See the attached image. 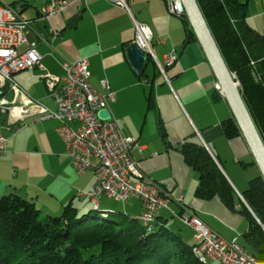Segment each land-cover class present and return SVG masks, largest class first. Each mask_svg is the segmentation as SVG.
Here are the masks:
<instances>
[{"label": "crops", "instance_id": "crops-1", "mask_svg": "<svg viewBox=\"0 0 264 264\" xmlns=\"http://www.w3.org/2000/svg\"><path fill=\"white\" fill-rule=\"evenodd\" d=\"M50 1L0 0L19 6V17L29 22L27 43H35L42 57L41 67L13 75L25 96L20 92L15 96L12 91L1 96L21 108L22 117L14 124L18 128L14 133L1 132L6 144L0 154V196L16 194L34 203L38 211L54 217L60 216L67 206L78 215L94 210L89 199L76 196L78 191L86 192L92 187L94 174L75 173L64 143L55 132L58 122L41 120L38 111L27 103L37 101L54 110L43 77L62 76L63 64L86 58L89 79L96 91L105 93L101 87L105 80L114 94L108 108L122 134L134 139L139 148L130 154L137 168L167 197V207L157 212L155 225L173 232L184 243L195 245L194 230L178 218L185 211L191 212L225 242L236 241L248 254L259 260L264 258L245 238L251 225L241 212L240 203L253 215L245 200L237 197L232 212L218 196L200 197L195 191L200 182L199 172L187 166L180 153L185 143L203 147L238 194L247 190L248 182L259 175L241 134L226 138L221 125L233 118L232 114L214 87L216 80L199 43L196 39L185 43L183 21L166 12L163 0H126L130 14L103 0L80 4L66 0L68 6L62 13L41 17V10ZM239 1L245 5L247 27L264 37V0ZM134 21L148 26L152 32L154 60L146 57L139 76L124 52L134 41ZM172 52L177 54V62L165 68L164 78L155 63L163 66L165 57ZM140 205L132 198L121 203L101 196L97 211L136 218Z\"/></svg>", "mask_w": 264, "mask_h": 264}, {"label": "trees", "instance_id": "trees-1", "mask_svg": "<svg viewBox=\"0 0 264 264\" xmlns=\"http://www.w3.org/2000/svg\"><path fill=\"white\" fill-rule=\"evenodd\" d=\"M196 3L264 144V37L247 27L245 5L239 0ZM178 17L185 25V43L196 39L186 16ZM235 124L233 118L222 122L226 138L240 136ZM180 153L199 172L196 193L206 199L218 196L234 212L238 196L206 150L185 143ZM246 189L240 194L254 216L240 203L251 225L245 238L264 257L262 178L257 175ZM153 226L145 232L135 218L97 210L78 215L71 206L60 216H41L34 203L9 194L0 197V264H201L193 256L194 245L155 222Z\"/></svg>", "mask_w": 264, "mask_h": 264}, {"label": "built area", "instance_id": "built-area-1", "mask_svg": "<svg viewBox=\"0 0 264 264\" xmlns=\"http://www.w3.org/2000/svg\"><path fill=\"white\" fill-rule=\"evenodd\" d=\"M86 0H75L78 4ZM112 3L129 13L126 0H103ZM169 15H183L178 11L177 0H163ZM68 3L66 0H51L41 10V17L49 18L62 13ZM19 6L0 3V88L5 84L14 93H22L14 82L13 75L26 70L41 67V59L35 43H27L26 29L29 22L19 17ZM133 44L146 57L154 60L151 49L152 32L146 25L134 21ZM177 62V54L172 52L164 59L163 66L157 64L159 74L165 78V68ZM89 63L86 58L61 66L62 76L46 74L43 77L54 102V110L44 107L37 101L27 100L41 115V120L52 119L58 122L56 131L63 141L71 166L77 175L92 172L95 177L92 187L78 191L76 196L87 198L97 210L101 196L125 203L128 199L140 202L141 212L137 221L145 232H152L157 212L167 207L163 191L148 180L137 168L138 164L131 157L133 149H139L135 140L126 137L119 130L113 117L99 118L102 110L109 109L108 103L114 101V94L109 91L107 81H101L104 94L96 91L89 78ZM143 83H146L144 80ZM215 82L218 92L220 88ZM16 96V95H15ZM25 96V95H24ZM0 97V110L8 113L9 134L18 128L16 124L22 117V109L17 108ZM111 114V113H110ZM1 133V132H0ZM6 138L0 134V154L5 151ZM240 200L242 199L240 195ZM180 201V199L178 200ZM181 222L194 230L196 244L192 248L193 256L201 264H262V262L240 246L236 241L225 242L191 212L185 211L180 216Z\"/></svg>", "mask_w": 264, "mask_h": 264}, {"label": "water", "instance_id": "water-1", "mask_svg": "<svg viewBox=\"0 0 264 264\" xmlns=\"http://www.w3.org/2000/svg\"><path fill=\"white\" fill-rule=\"evenodd\" d=\"M178 11L184 14L187 18V23L195 36L197 42L202 49L206 62H208L212 74L218 83L220 93L229 106L230 113L236 122L241 138L244 139L248 151L250 152L253 162L256 164L259 171V176L264 182V144L259 137V134L253 125V121L247 112L245 104L241 99L238 90V83L235 81L232 74L222 60V56L218 50L217 45L210 35V31L205 23V20L200 12L196 0H177ZM126 57L129 61L133 72L139 76L141 75L146 61V55L140 51L136 45H129L126 50ZM109 109L102 110L99 113V118L108 119L110 117ZM93 205V204H92Z\"/></svg>", "mask_w": 264, "mask_h": 264}, {"label": "rangeland", "instance_id": "rangeland-1", "mask_svg": "<svg viewBox=\"0 0 264 264\" xmlns=\"http://www.w3.org/2000/svg\"><path fill=\"white\" fill-rule=\"evenodd\" d=\"M190 26V25H189ZM233 75V74H232ZM233 77H234V79H235V81H236V78H235V75H233ZM238 83V82H237ZM239 85V84H238ZM237 85V86H238ZM238 89H239V86H238ZM3 91V92H2ZM11 90H10V88H8L7 87V89H5V86H4V88L2 87V88H0V93L2 92V94L0 95V96H6L7 94H8V92H10ZM3 98V97H2ZM4 99L9 103L8 105L10 106L11 105V102L10 101H8L7 99H6V97H4ZM4 115V116H3ZM6 115L8 116V113L7 112H5V110L3 111V110H0V132H6V130L8 131V129H7V122H8V124L10 123L9 121H7L8 119H7V117H6ZM1 133V134H2ZM8 133H9V131H8ZM11 135V134H10ZM260 175V174H259ZM236 194H237V196L238 195H240V194H238L237 192H235ZM241 196V195H240ZM1 197V196H0ZM165 197H166V195H165ZM239 197V196H238ZM242 198V197H241ZM166 199H167V197H166ZM239 199H240V197H239ZM242 200V199H241ZM246 203V202H245ZM41 213V216H46V214L44 213V212H40ZM180 216V215H179ZM138 217V216H137ZM137 217L135 218V219H137ZM94 221H99V219H96V220H94ZM260 258V260H261V262H262V264H264V258H262V257H259ZM211 262H213V261H211Z\"/></svg>", "mask_w": 264, "mask_h": 264}, {"label": "bare ground", "instance_id": "bare-ground-1", "mask_svg": "<svg viewBox=\"0 0 264 264\" xmlns=\"http://www.w3.org/2000/svg\"><path fill=\"white\" fill-rule=\"evenodd\" d=\"M8 126H10L11 128H13V124H11V123H9ZM242 201H243V199H242Z\"/></svg>", "mask_w": 264, "mask_h": 264}]
</instances>
